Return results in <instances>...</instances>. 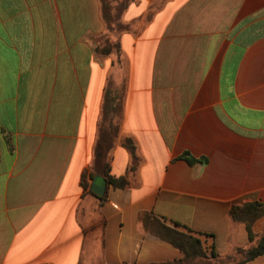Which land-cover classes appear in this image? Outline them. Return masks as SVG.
<instances>
[{
    "label": "crops",
    "instance_id": "crops-1",
    "mask_svg": "<svg viewBox=\"0 0 264 264\" xmlns=\"http://www.w3.org/2000/svg\"><path fill=\"white\" fill-rule=\"evenodd\" d=\"M254 201L264 0H0V264H227Z\"/></svg>",
    "mask_w": 264,
    "mask_h": 264
},
{
    "label": "trees",
    "instance_id": "trees-1",
    "mask_svg": "<svg viewBox=\"0 0 264 264\" xmlns=\"http://www.w3.org/2000/svg\"><path fill=\"white\" fill-rule=\"evenodd\" d=\"M130 150L134 147L129 145ZM191 160V159H189ZM107 182L113 186L122 185L116 179L107 175ZM264 215L263 202H247L243 204H233L229 209V217L233 222H243L246 226L248 243L246 246H237L233 250V255L238 257L227 264H242L264 253V229L259 234L252 231V225L261 216ZM142 222L149 231L168 240L174 246L179 248L184 258H205L206 255L202 249L201 242L198 238L176 231L159 223L155 218L149 219L147 215H143ZM211 255L214 257V253ZM156 264V263H153ZM158 264H181L180 261H173Z\"/></svg>",
    "mask_w": 264,
    "mask_h": 264
},
{
    "label": "water",
    "instance_id": "water-1",
    "mask_svg": "<svg viewBox=\"0 0 264 264\" xmlns=\"http://www.w3.org/2000/svg\"><path fill=\"white\" fill-rule=\"evenodd\" d=\"M95 193H97V194H101V192H99V191H95Z\"/></svg>",
    "mask_w": 264,
    "mask_h": 264
},
{
    "label": "rangeland",
    "instance_id": "rangeland-1",
    "mask_svg": "<svg viewBox=\"0 0 264 264\" xmlns=\"http://www.w3.org/2000/svg\"><path fill=\"white\" fill-rule=\"evenodd\" d=\"M205 258H207V257H205ZM224 263H225V262H224ZM224 263H223V264H224ZM205 264H207V262H206ZM225 264H226V263H225Z\"/></svg>",
    "mask_w": 264,
    "mask_h": 264
}]
</instances>
